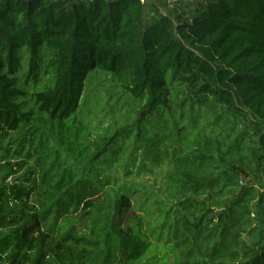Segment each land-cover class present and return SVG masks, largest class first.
I'll list each match as a JSON object with an SVG mask.
<instances>
[{"label":"trees","instance_id":"1","mask_svg":"<svg viewBox=\"0 0 264 264\" xmlns=\"http://www.w3.org/2000/svg\"><path fill=\"white\" fill-rule=\"evenodd\" d=\"M153 6L0 0V264H139L164 236L194 264H264L245 239L264 231V0ZM92 72L117 88L94 105ZM165 165L163 187L135 181Z\"/></svg>","mask_w":264,"mask_h":264},{"label":"rangeland","instance_id":"2","mask_svg":"<svg viewBox=\"0 0 264 264\" xmlns=\"http://www.w3.org/2000/svg\"><path fill=\"white\" fill-rule=\"evenodd\" d=\"M145 3H147V16L149 18V21H152L155 16V10L153 4L156 3L159 10L165 14H172L173 9H176L178 5H182L184 8H187V5H193L195 3V0H143ZM92 77L88 81L86 94L83 100H90L91 104H96L100 100L101 95H105L106 98H109V93H111L114 88L113 82L108 79V75L102 73V72H92ZM115 98V97H114ZM112 98V99H114ZM111 101V99L109 100ZM119 106V104H118ZM111 108L110 105L106 106V110H109ZM105 110L102 111L104 114ZM112 116V115H111ZM113 116L112 121L104 120V118H98L101 123V127L104 128L107 125L114 126V128L117 126V122L121 120V118H118V116ZM168 165H165L161 168H156L155 171L151 173H146L145 175H142L140 177H137L135 179L136 182L144 181L149 187L152 188H160L163 187L164 184L162 182V175L164 174L163 169H167ZM156 171H158L156 173ZM163 173V174H162ZM15 182V181H14ZM246 183H257V185L260 187L261 184H263V181L261 180V177L259 175H255L250 177L249 179L245 180L243 184ZM153 199V197H152ZM174 203V202H173ZM172 201H170L167 205L169 207L172 206ZM151 211L154 213L152 223L150 224V227L157 228L158 231H160L159 225L163 221V215L161 212L156 211V204H151ZM171 208V207H170ZM156 211V212H155ZM147 224L146 226H148ZM167 232V231H166ZM166 236H164L163 240L158 242L156 240H153L155 243L150 251L146 254V256L143 258L142 263L139 264H194V262H187V255H182L180 250L176 251L173 249L174 247V241L170 244L165 240ZM264 231L259 226V224H255L253 227L249 228L245 234V239L247 240V243L253 247V250H250V254H256L259 252L263 246H264ZM191 246H188L190 248Z\"/></svg>","mask_w":264,"mask_h":264}]
</instances>
